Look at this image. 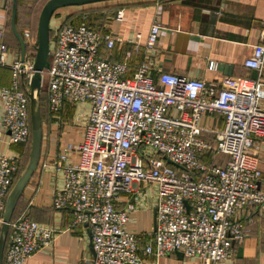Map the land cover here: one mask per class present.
I'll return each mask as SVG.
<instances>
[{
  "label": "built area",
  "instance_id": "obj_1",
  "mask_svg": "<svg viewBox=\"0 0 264 264\" xmlns=\"http://www.w3.org/2000/svg\"><path fill=\"white\" fill-rule=\"evenodd\" d=\"M123 17V11L118 12L117 18ZM161 29L159 23L151 27L148 53L154 52ZM25 38L31 41V33L25 32ZM123 42L89 26L86 14L79 24L66 20L51 28L50 65L42 74L49 111L60 114L68 103L90 106L83 141L67 146L48 165L64 176L54 207L74 213L72 228L87 226L93 264H144L139 240L127 230L135 206L117 210L116 202L121 194L135 192L136 184L153 186L156 231L144 252L155 258L182 253L202 264H229L235 246L246 238L239 214L264 206L258 164V142L264 139V35L244 63L258 78L227 77L220 85L175 73H162L156 84L150 76V58L127 77V61L107 60L100 54L104 44L113 50ZM141 49L136 42L126 58ZM8 52L0 34V66L8 65ZM34 61L26 57L10 65L12 87L0 90V146L5 143L3 133L9 145L31 140L27 90L35 74ZM214 112L223 114L224 126L212 131L214 143H208L200 122ZM209 153L229 160L225 166L208 165L203 158ZM21 165V156L0 154V235ZM57 233L25 213L13 218L4 264H27L53 244Z\"/></svg>",
  "mask_w": 264,
  "mask_h": 264
},
{
  "label": "crops",
  "instance_id": "obj_2",
  "mask_svg": "<svg viewBox=\"0 0 264 264\" xmlns=\"http://www.w3.org/2000/svg\"><path fill=\"white\" fill-rule=\"evenodd\" d=\"M13 1L0 0V34H3V42L9 48L8 65L0 66V90L12 87L13 70L10 65L22 59L21 43L12 28ZM47 1L18 0L16 30L26 46L25 58L35 59L40 14ZM90 10L96 11L102 19L96 29L103 35L123 39L124 42L117 44L113 50H108L104 44L100 54L107 60L127 61V77H133L140 65L150 58V76L156 84L160 83L162 73L202 79L208 85H220L227 77L258 78L257 72L244 63L252 55L254 47L262 43L264 0H122L88 10L63 8L53 16L51 28ZM120 11L124 14L122 20L117 18ZM155 23H159L162 29L154 52L148 53L146 42ZM25 32L31 33V41L25 38ZM137 35H141L140 40ZM136 42L140 43L141 52H133L127 59V52L132 51ZM20 84L25 89L23 77ZM89 110L87 103H68L60 114L50 112L43 119L39 166L25 187L13 218L25 213L41 226L54 228L58 233L53 244L38 252L27 264H93L94 251L87 226L72 228L74 213L54 207V195L63 186L64 176L48 167L67 146L83 141ZM2 116L0 100V130ZM223 126V114H206L200 122L202 138L214 143L212 131H218ZM3 140L5 143L0 146V154L21 156V166L29 162L31 148L28 145H9L4 133ZM258 145V164L263 174L261 187L264 189V139ZM228 160V156L213 154L203 158L206 164L217 166H225ZM129 204H134L135 209L129 215L127 230L137 236L139 255L144 264H202L198 258H187L179 253L155 258L144 252L156 231V187L136 184L135 192L121 194L116 208L124 210ZM239 219L244 225L246 238L235 246L234 258L229 264H264V206L241 212Z\"/></svg>",
  "mask_w": 264,
  "mask_h": 264
},
{
  "label": "water",
  "instance_id": "obj_3",
  "mask_svg": "<svg viewBox=\"0 0 264 264\" xmlns=\"http://www.w3.org/2000/svg\"><path fill=\"white\" fill-rule=\"evenodd\" d=\"M112 1L122 0H49L42 9L39 19L36 42V56L34 61L35 74L27 90L30 102V120L32 131L31 153L26 169L11 190L7 199L0 235V264H4V256L10 230V222L13 219L14 212L21 196L23 195L25 187L37 170L41 158L43 142V118L41 110V94L43 83L42 74L49 68L50 65L49 60L51 52V20L54 14L58 10L63 8L83 7ZM17 9L18 0H14L12 10V28L21 43L22 60H24L26 56V46L16 30ZM179 254L183 256L182 253Z\"/></svg>",
  "mask_w": 264,
  "mask_h": 264
},
{
  "label": "trees",
  "instance_id": "obj_4",
  "mask_svg": "<svg viewBox=\"0 0 264 264\" xmlns=\"http://www.w3.org/2000/svg\"><path fill=\"white\" fill-rule=\"evenodd\" d=\"M22 0H19V2H21ZM49 1V0H48ZM112 2H115V1H112ZM106 3H110V2H106ZM106 3H100V4H93V5H88V6H83V7H70V8H84V9H89V8H92V7H95V6H98V5H101V4H106ZM64 9H67V8H64ZM60 10H62V9H60ZM59 11V10H58ZM57 11V12H58ZM56 12V13H57ZM55 13V14H56ZM54 14V15H55ZM83 14H86L87 15V23H88V25L89 26H91V27H93V28H97V24H100V21L102 20V19H100L99 17H98V14H96V11H93V10H90V11H88V12H83L82 14L80 13V14H77L76 16H73V17H70V19H69V21H71L72 23H74V24H79L81 21H82V15ZM99 27V26H98ZM43 109H44V103H43V98H42V94H41V110H42V118L44 119V117H45V115H44V111H43ZM31 139H32V135H31ZM31 141L32 140H30V142L27 144L30 148H31ZM209 154H213L214 156H217L216 154H214V153H209ZM29 160V159H28ZM28 163V162H27ZM26 163V164H27ZM25 168H26V165H24V166H22V169H21V171H20V173L17 175V177H16V180H15V182H14V184H13V187L15 186V184H16V182L18 181V179L20 178V176H21V174L23 173V171L25 170ZM13 189V188H12Z\"/></svg>",
  "mask_w": 264,
  "mask_h": 264
},
{
  "label": "rangeland",
  "instance_id": "obj_5",
  "mask_svg": "<svg viewBox=\"0 0 264 264\" xmlns=\"http://www.w3.org/2000/svg\"><path fill=\"white\" fill-rule=\"evenodd\" d=\"M42 98H43V103H44L43 111H44V115L46 116L50 113L49 107H48L47 96H46V87L42 88ZM24 164L27 166L26 162ZM21 169H22V166H21Z\"/></svg>",
  "mask_w": 264,
  "mask_h": 264
}]
</instances>
